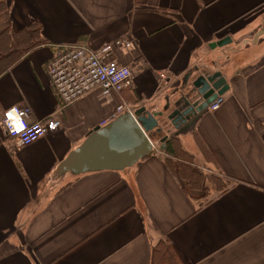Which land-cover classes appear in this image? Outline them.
I'll list each match as a JSON object with an SVG mask.
<instances>
[{
	"label": "crops",
	"instance_id": "0c3cea01",
	"mask_svg": "<svg viewBox=\"0 0 264 264\" xmlns=\"http://www.w3.org/2000/svg\"><path fill=\"white\" fill-rule=\"evenodd\" d=\"M31 25L44 44L16 63V42L9 52V35L0 41V264H151L160 242L180 264H264V0H8L0 34L13 40ZM118 39L131 44L114 52L131 86L106 98L96 89L61 112L46 71L53 46ZM217 69L229 87L219 109L152 133L154 152L134 166L56 173L95 128L140 107L161 111ZM12 107L60 126L17 147L2 127ZM171 137L204 175L198 189L167 167ZM212 176L233 186L199 210L202 191L215 194Z\"/></svg>",
	"mask_w": 264,
	"mask_h": 264
},
{
	"label": "water",
	"instance_id": "95a60500",
	"mask_svg": "<svg viewBox=\"0 0 264 264\" xmlns=\"http://www.w3.org/2000/svg\"><path fill=\"white\" fill-rule=\"evenodd\" d=\"M231 40L225 38L212 47H224ZM220 70L198 75L191 83L185 82L180 96L166 99L161 111L149 112L145 107L124 113L103 127L95 128L84 142L59 164L56 173L81 175L99 171H122L146 158L152 151V133L161 134V120L175 130H186L208 106L228 90ZM167 136L161 140L164 143Z\"/></svg>",
	"mask_w": 264,
	"mask_h": 264
},
{
	"label": "built area",
	"instance_id": "2783aa9c",
	"mask_svg": "<svg viewBox=\"0 0 264 264\" xmlns=\"http://www.w3.org/2000/svg\"><path fill=\"white\" fill-rule=\"evenodd\" d=\"M130 42L118 39L98 48L71 43L53 46L54 52L46 63V71L62 112L90 92L99 89L101 97L120 92L131 86L132 75L127 67L118 64L114 57L117 49L129 48ZM223 103L218 97L209 106L214 112ZM123 111L119 106L117 112ZM30 110L12 107L5 111L2 127L17 147H26L47 133L56 131L60 123L55 119L29 122Z\"/></svg>",
	"mask_w": 264,
	"mask_h": 264
},
{
	"label": "trees",
	"instance_id": "16d2710c",
	"mask_svg": "<svg viewBox=\"0 0 264 264\" xmlns=\"http://www.w3.org/2000/svg\"><path fill=\"white\" fill-rule=\"evenodd\" d=\"M7 1L8 0H0V16L7 10ZM30 27H35V29H33V35H35V37L33 35H30ZM30 27L16 32L13 36L14 41L10 36V31L6 30L2 34H0L1 42L5 41L6 36L9 35V52L13 51V49L11 48L12 42H16L15 44L18 49L17 51H13V53L10 54V56L14 57L13 63L19 61L26 52H29L33 48L44 44L41 41V37L39 36L40 28L36 25H31ZM2 56V53H0V63L1 61H3ZM194 138L198 144L197 146L204 150V145L201 144L200 139L197 136H195ZM169 140V145H164V153L166 154L165 162L167 167L169 168L171 173L178 176L180 179L185 180L190 190L198 189L199 186L204 182V175L201 174L199 170H197L193 158L182 150L181 145L177 143V140L172 137ZM164 144H166V142ZM153 152L154 150L152 151V153ZM210 183L215 188V194L212 197H208L209 194H206L207 189H204L202 191V196L199 198V200H201L198 208L199 210L213 202L220 195L224 194L230 186H233V181L219 176H212L210 178ZM151 264H180V262L179 257L177 256L176 251L172 248V246L166 242H160L153 249Z\"/></svg>",
	"mask_w": 264,
	"mask_h": 264
},
{
	"label": "rangeland",
	"instance_id": "374dc122",
	"mask_svg": "<svg viewBox=\"0 0 264 264\" xmlns=\"http://www.w3.org/2000/svg\"><path fill=\"white\" fill-rule=\"evenodd\" d=\"M33 29H35V27H32V28L30 27V30H29L30 35L34 34ZM33 36L35 37V35H33ZM186 146H190V145H186ZM154 147L156 148L157 145H154Z\"/></svg>",
	"mask_w": 264,
	"mask_h": 264
},
{
	"label": "flooded vegetation",
	"instance_id": "af4514ba",
	"mask_svg": "<svg viewBox=\"0 0 264 264\" xmlns=\"http://www.w3.org/2000/svg\"><path fill=\"white\" fill-rule=\"evenodd\" d=\"M169 125H170L169 123H166V124L163 125L162 128H163V129H168V128L170 127ZM168 126H169V127H168Z\"/></svg>",
	"mask_w": 264,
	"mask_h": 264
}]
</instances>
